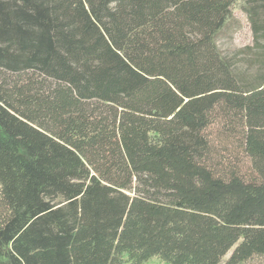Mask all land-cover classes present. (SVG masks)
I'll list each match as a JSON object with an SVG mask.
<instances>
[{
	"label": "trees",
	"instance_id": "trees-1",
	"mask_svg": "<svg viewBox=\"0 0 264 264\" xmlns=\"http://www.w3.org/2000/svg\"><path fill=\"white\" fill-rule=\"evenodd\" d=\"M236 1L0 0V264L264 257V0L228 58Z\"/></svg>",
	"mask_w": 264,
	"mask_h": 264
},
{
	"label": "rangeland",
	"instance_id": "rangeland-1",
	"mask_svg": "<svg viewBox=\"0 0 264 264\" xmlns=\"http://www.w3.org/2000/svg\"><path fill=\"white\" fill-rule=\"evenodd\" d=\"M243 0H237L231 7L232 20L223 30V33L217 38V46L225 57L238 56V50L252 43V35L248 19L243 9ZM6 78L10 81H15L16 76L8 73L0 72V79ZM20 79L24 80L26 76L21 75ZM211 145H212V161L213 163H222L215 167L217 173L226 175L225 167L234 170L239 176L248 179L252 177L250 162L244 155L241 148V135L238 132L236 135H224L218 126H212L209 129ZM232 251V250H231ZM231 251L222 259L224 262L231 254ZM148 264H162L158 259H152ZM242 264H264V257L254 255L248 261Z\"/></svg>",
	"mask_w": 264,
	"mask_h": 264
}]
</instances>
